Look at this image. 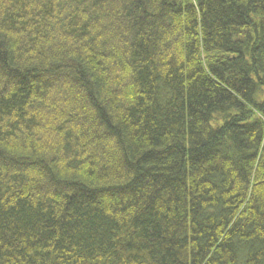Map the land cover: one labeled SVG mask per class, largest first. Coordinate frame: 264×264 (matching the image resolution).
Masks as SVG:
<instances>
[{
    "label": "trees",
    "instance_id": "obj_1",
    "mask_svg": "<svg viewBox=\"0 0 264 264\" xmlns=\"http://www.w3.org/2000/svg\"><path fill=\"white\" fill-rule=\"evenodd\" d=\"M0 264H264V0H0Z\"/></svg>",
    "mask_w": 264,
    "mask_h": 264
}]
</instances>
